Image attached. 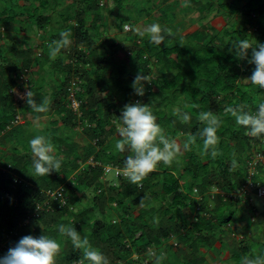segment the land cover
I'll use <instances>...</instances> for the list:
<instances>
[{
	"label": "trees",
	"instance_id": "16d2710c",
	"mask_svg": "<svg viewBox=\"0 0 264 264\" xmlns=\"http://www.w3.org/2000/svg\"><path fill=\"white\" fill-rule=\"evenodd\" d=\"M10 1L0 10V29L9 32L15 29V24H19V29L26 32L27 27L35 24L38 30L44 32L53 20V15L47 13L49 10L55 11L58 15L56 19L58 27L54 28L57 33L51 37V41H47L41 52L35 53L32 48L10 47L7 49L8 55L0 54V130L6 128L0 136V151L6 153L5 159H0V166L9 170L0 171V204L2 203L0 257L24 236L39 237L43 234L60 244L56 264H79L83 258L82 249L75 248L70 239L59 233L58 227L63 224L75 228L82 237H87L91 246L101 251L111 264H155L154 260L141 261L144 258L141 254H144L149 246L155 247L156 250L161 244L173 247L166 241L176 231H183L184 237L185 235L188 237L184 238L186 242L183 241L182 247H176L179 264H207L205 253L207 249L217 248L216 243L219 242L222 247L218 248L222 250L223 241L228 236L224 235L226 234L224 232H220L223 236L217 232L242 218L237 216L242 210L241 206H249L252 216L256 210L249 198L239 197L235 191L245 182L244 164L251 150H254V145L262 144L261 149L257 150L264 151V136L259 138L248 136L243 127L235 124L226 108L245 105V111L254 114L259 102H262L259 95H264V89H258L245 80L252 74L254 65L238 59L233 46L239 41H247L251 45L248 52L250 59L251 50L256 44H264V0H207L205 9L214 16L227 12L226 19L217 33L213 34L216 27H211L210 34H213L211 38L205 33H200L199 39L180 36L178 33L169 32V28L162 25L160 26L161 35L164 36L162 43H151L149 35L141 36L135 33L132 34L133 46L128 50L119 46L115 52L106 55L99 54L98 47L94 48L95 41L90 37L85 22L92 18L93 12H103L102 7L107 0H82L85 2V8L77 9L75 12L73 5L66 15L57 13L55 6L58 5V0ZM75 2L79 3V0ZM216 2L219 8L216 7ZM238 3H243L242 8L238 7ZM177 8L182 11L184 6L178 4ZM168 9L170 13L175 10L172 9L171 2ZM120 11L122 10L118 5L111 11L115 18L119 19L116 21L119 31L123 29L127 20L120 19ZM182 12H185L186 16L189 11ZM234 15L242 16L241 22L244 21L243 18H252L256 21L253 28L254 40H250L248 36L252 32L237 29V23L232 21ZM96 19L100 22L96 29L103 32L106 25L103 15H97ZM24 20L29 22L24 24ZM75 20L77 22L74 26ZM62 31L71 33L69 46L72 50L71 55L62 54L50 59L48 46L60 39ZM119 53L124 56L120 65L115 61ZM40 60L42 67L53 70L58 75L55 81L57 94L54 103L51 105L49 103L46 113L31 111L22 97L16 103L12 94L19 86L36 85L37 80L30 78L29 67ZM99 62L110 65L111 72L108 75H105L103 69L98 66ZM91 67L94 68L91 70ZM137 71H141V74L148 78V82L144 84L145 95L142 97L135 95L131 87ZM153 71L157 75L152 77ZM31 91L35 100L37 96L35 90ZM105 92H112L114 95L118 93L119 97L117 99L114 95L115 99L111 96L100 97ZM71 93L79 102L77 109L71 107L69 98ZM181 98L185 101L182 111L190 115L187 123H182L173 115L174 106ZM45 99L44 97L40 101ZM136 102L150 106L156 120L164 124L163 127L158 125L170 138L180 139L183 143L188 140L194 141L191 150L187 152L182 150L175 160V164L183 168L182 172L173 169L171 164L167 166L160 164L138 185L131 184L126 176H114L113 180L103 178V165L123 168L124 161L130 154L127 151L116 152L113 149V141L119 138L118 122L124 105ZM18 105L24 107L28 113L52 117V122L57 128L63 125L65 129H73L77 124H81L88 138L84 153L76 148V143H61L69 148L65 152L69 156L68 159H61L63 172L59 174L60 169L57 170L56 177L53 178L49 174L52 178L49 180L39 177L36 186L27 180L32 154L11 144L15 138H19L22 126V124L13 126L11 122L17 115L23 119L22 108L20 110ZM64 105L67 106L65 116L58 117V109ZM162 107L164 109L159 110ZM77 110L81 111L79 122L76 120L79 115ZM203 112H211L221 121L217 130L218 142L214 148L207 151L200 138V132L205 127V123L200 120V114ZM54 115L58 118L53 117ZM111 136L112 140L108 141ZM52 138L53 145H59L60 140L56 141L59 138L55 135ZM69 138L70 135L67 139ZM70 153L73 155L70 156ZM90 157L101 165L81 166ZM233 161L236 162L235 168L232 166ZM62 173L65 178L73 175L76 182L74 186H84L94 194L93 199L98 206L95 208L98 210L91 209L94 215L90 230L86 229L90 221L83 219L85 213L75 211L72 196H67L65 205L49 202L44 204V207L37 208L38 204L46 201L45 190L56 188L62 183L64 178L61 176ZM182 174L185 175L184 178ZM12 175L20 177L22 183H14ZM256 179L260 180V177ZM261 182L264 183V177ZM156 184L162 186L163 208L143 207L135 214L133 204L145 202L148 192ZM105 187L109 190V196ZM218 188L224 190L226 194L214 193ZM104 198L113 213L120 216L119 221L106 216L102 207ZM194 201L199 202L197 206L199 214L189 221L178 222L175 213L180 211L189 213ZM156 214L159 215L158 218L153 219ZM161 214L167 216L169 222H166V219L163 221L164 218L160 219ZM146 216L152 219L145 220ZM254 228L250 219L242 225H233L231 229L233 234L241 233L242 239L239 240L240 245L237 249L226 256L225 260L232 262L227 264H242L243 258L251 259L253 264H264V242L262 245L258 242H249L247 236L248 231ZM7 239L9 243L6 246L2 245ZM231 241L235 242L234 239ZM134 253L137 255L135 258ZM166 257L168 259L171 256ZM166 257L164 254V258Z\"/></svg>",
	"mask_w": 264,
	"mask_h": 264
},
{
	"label": "rangeland",
	"instance_id": "374dc122",
	"mask_svg": "<svg viewBox=\"0 0 264 264\" xmlns=\"http://www.w3.org/2000/svg\"><path fill=\"white\" fill-rule=\"evenodd\" d=\"M77 1V0H76ZM108 2L102 7L103 8V12H93L92 13V18L91 19H87L85 22V25L87 26L88 30H89V35L90 37H92V39L95 41V46L94 48L98 47L99 49V54L101 55H106L112 52L116 51V47L122 46L125 50H128V48L130 46H133V36L132 34L135 33H141V32H145L146 28L152 24H158L159 26L162 25H166L169 28V32L171 33H178L180 36H185V37H190V38H194V39H199L200 38V33H205V35H207L209 38L212 37L213 34L217 33V31L219 30L218 28L221 26V24H223L224 20L226 19V14L227 12H222L220 14H215V16L213 15V13H210L208 10L205 9V4L207 2V0H169V1H161V0H107ZM212 1V0H210ZM10 0H0V10L3 9L4 4H8L10 3ZM170 2L172 3V9H175L173 11H171L172 13H174V15H172V13H170L169 11V5ZM18 3V2H16ZM183 5L184 8H182V11H189L188 15L185 16V12L183 13L182 11H179L178 8L176 9L177 5ZM216 7L219 8V4L218 2H216ZM74 5V7H73ZM81 5V7H79ZM120 6L121 10L120 11V19H125L127 18V20H125V24H128L129 30H127V28L123 27V29L121 31L117 30L119 29V27H117L116 25V21L118 22V20L115 18V15L113 13H111L112 9L115 6ZM239 8H242L243 3H238L237 4ZM192 8H189V7ZM57 9V13L59 14H63L66 15L69 11L70 7H73V11H78L77 9H81V8H85V2L82 0H79V3L75 2V0H58V5L55 6ZM198 8V9H197ZM19 10V9H18ZM166 10H168V12L170 14H168V12L166 13ZM52 10L47 11V13H51L53 15V20L51 21L50 25L45 29L44 32L38 30V28L36 27V25H31L29 27H27V31L26 32H22L19 29V24H15V29L11 30L9 32H6V30H2L0 29V54L2 53L4 56L8 55V48L10 47H19V48H32L35 53L41 52L42 49H44L45 44L47 43V41H51L52 40V36H54L57 31L54 28L58 27V24L56 22L57 19V14L55 11L51 12ZM165 12V13H164ZM181 13H183L184 16L181 15ZM103 15V20L106 22L105 25V30L103 32H100L96 29L97 25L100 23L99 20H95V18L97 17V15ZM19 19V18H18ZM19 20H23L22 18ZM136 20V21H135ZM243 22L242 21V16H233V20L234 22L237 23L236 27L237 29H240L242 31H244V29H246L249 32H252L250 34H248V36L250 37V40H254V27H255V20H253L252 18H243ZM25 21V20H24ZM135 21V23H134ZM26 22L29 21H25L24 24H26ZM76 20L73 22V25H76ZM212 26H215L216 29L213 30V34L211 35L210 32L212 31ZM131 33V34H130ZM210 34V35H209ZM148 36V35H146ZM152 42L151 43H156L154 40L150 39ZM207 41V39H206ZM49 51H50V47L48 46ZM86 48V46H85ZM88 48V47H87ZM71 48L67 47V48H63L61 49V52L58 55H71ZM48 56H49V52H48ZM43 58V56L41 57ZM122 58H124V56L122 54H118L117 57H115V61L118 65H120V63H122ZM124 63V62H123ZM98 66L101 67L103 69V72L105 75H108L111 72V68L110 65H106L103 62H99ZM30 69V78L33 80H37L36 81V85L35 86H29L28 85L25 86H19L17 88H15L12 92V94H14L15 97V102L17 103L19 101V98L23 97L25 92L27 90H35V95H37L35 97L36 101H40L41 99H43L44 97L49 101L50 105L54 103V97L57 94V90H56V86H55V81L58 78V75L55 74V72H53V70H48L45 67L41 66V60L38 63H33L30 65L29 67ZM94 67H91V70ZM51 69V68H50ZM138 73L141 74V71H137L135 74L137 75ZM156 76V72L153 71V73L151 74V76ZM152 76V77H153ZM42 85V86H41ZM41 86V87H40ZM114 94L112 92H105L103 93L100 97H104V96H111V98L115 99L114 96H116V99L119 97V94L116 93L114 96ZM259 98L261 99L262 102H264V95L260 94ZM24 100V99H23ZM260 103V102H259ZM185 105V101L184 99H179L177 104L174 106V109L179 107L181 110L183 109V106ZM19 109L21 110L22 108V116L24 119V123L22 124V126H20V136L19 138H15L14 142H11V144H15L19 147H21L20 149L23 151H29L31 153L30 147H29V141L30 139H32L35 135H44L46 136L48 139H50L51 141L53 140V138L51 139V137L53 135L57 136L56 141L60 140V142L58 141L59 145H54L55 148V155L57 157H59L62 160L68 159L69 156H67V154L65 152L68 151L69 148H67V146H63L61 145V143L63 142H68L69 144L72 143H76V148L81 152L84 153L85 151V147L87 145L88 142V138L85 135V133L82 130V125L81 124H77L73 129H65L63 125H60L58 128L54 125L53 118L50 116H38L35 113H28V111H26L24 109V107H20V105H18ZM164 109V107L159 108V110ZM59 110V115L58 117L61 116H65V112L67 110V106L64 105V107H62ZM78 114V118L76 119L78 122L81 121V118H79L81 111L77 110ZM53 117L58 118L56 115H54ZM51 121V123H50ZM157 124H160V126L163 127V123L159 122L158 120H156ZM119 124V122H118ZM161 127V128H162ZM166 128V127H165ZM56 129L58 131H56ZM34 132V133H33ZM163 134L171 139L174 140L178 145L181 146V153H182V145H183V141L180 139H174V138H170V136L167 135L166 131H163ZM68 135H70V138L67 139ZM113 138V136H111L108 141H111ZM119 139V138H115L113 141V147L115 144V141ZM262 144H255L254 145V150L253 151H257V149H261ZM66 147V148H65ZM114 149V148H113ZM72 156L73 154L70 153ZM5 155L6 153H4L3 151H0V159H5ZM10 161V160H8ZM32 162V160H31ZM85 162L81 164V166H85ZM173 166V169L178 170V172H182L183 168L178 165L175 164V161H173V163L171 164ZM193 168L195 166H192ZM238 167H240V165H238ZM243 167V166H241ZM69 169V168H68ZM63 172L60 168V172L59 174ZM27 173V172H26ZM28 175V173H27ZM50 175L53 177H56V172L53 171L50 173ZM64 174L62 173L61 176H63ZM260 175V180L263 181V177H264V169L261 170V172H259ZM60 176V177H61ZM182 178L185 177L184 174H182ZM29 178H27L28 183H31L33 186L37 185V180L40 179L39 177L42 178H46L47 180L52 179L49 177V175H44V176H35L33 175V170L32 167L29 168ZM65 178V176H63ZM71 180L74 182V176L70 175ZM62 179V183H66V191L67 194L69 196H72L73 201H74V209L75 211L79 212V211H83L85 214H83V219L84 221H90L89 224L86 226L87 230L91 229V221L94 215V212L91 211V209L93 210H98L97 208H95L97 205H95V201L93 199L94 194L92 193V190H86L84 186L78 185L77 187L74 186L76 182L74 183H70L71 180H69L68 178ZM106 178L108 180H113L114 179V175L111 172L108 176H106ZM105 178V179H106ZM101 182V181H100ZM102 183V182H101ZM118 183V182H116ZM72 184V185H71ZM106 184V183H105ZM70 185V186H69ZM44 191V189H42ZM105 191L107 196H109V190L108 188L105 187ZM149 194H147V200L145 202H141L137 205L130 203L131 207H134V213L138 214L139 211L143 208V207H162L161 205V201H162V195H163V190H162V186L161 184H156V186H154V188H152V190H150L148 192ZM226 193L224 192L223 195H225ZM105 202H102V207L104 209V211L106 212V216L112 219H117L119 221L120 216L118 214L113 213L109 203L106 202V199L104 198ZM226 201V200H224ZM195 203H192L191 205V210L189 213H185L183 211L180 212H176V219L178 222L182 223L183 220L185 221H189L191 220L193 217H195L197 214H199L198 210H197V206H199V202L198 201H194ZM210 202H212L210 200ZM251 204H253L256 208L255 210V214L254 216L251 215L250 213V207L249 206H241L240 212L237 214L238 218L242 217L240 220L236 221L234 224H231V226L226 225L224 227H222V231L219 230L217 233H219L220 235L223 233L220 232H224L228 236L224 239L223 244H224V249L221 248L222 250H220L218 247H220V243L217 242L216 247L217 248H208L206 253V258H207V264H227V263H232L231 261H226V256L228 255V253H232L234 250L237 249V247L240 245L239 240L242 239V234L241 233H235L233 234V231L231 229H233V225H242L244 223H247L248 219H250V223H252L253 227H255L253 230H249L248 231V239L249 242H258L260 245L263 244L264 242V199L262 198H258L256 196H251ZM212 203H210L211 205ZM243 204V203H241ZM22 206V205H21ZM6 206H4L5 208ZM98 207V206H97ZM1 209H2V203L0 204V214H1ZM160 214V213H159ZM72 216V215H71ZM158 214H156L153 219H157L158 218ZM167 217V216H166ZM165 216H163L161 214L160 219L164 218L163 221L166 219ZM249 217V218H248ZM152 219V217H145V220H149ZM116 220V222H118ZM166 222H169V220L166 219ZM119 223V222H118ZM224 228V229H223ZM138 235V234H137ZM182 235V236H181ZM231 235V237H230ZM172 237L175 238V240L178 243V247H182L183 243L186 242V240L184 239L185 237L188 238L186 235L184 237V232L183 231H176L173 232ZM182 239H181V238ZM181 239V240H180ZM231 239H234L235 242H232ZM174 240V241H175ZM184 241V242H183ZM169 245H174L173 241L169 240L167 242ZM165 244V243H164ZM227 244V245H226ZM159 252H157V255H160L162 253L166 255H170L171 257H169L167 259L164 258V260L161 262V264H179V258H177L176 256V247L177 246H173V247H169L165 244V246H163L162 244L159 245ZM141 251V250H140ZM163 254V255H164ZM147 255V253H146ZM179 255V254H178ZM136 257V256H135ZM146 258H142L141 261L146 260L148 255L145 256ZM182 258V256H180ZM229 259V257H227ZM148 260H154L153 257L149 256ZM167 260V262L165 261ZM111 264V263H109Z\"/></svg>",
	"mask_w": 264,
	"mask_h": 264
},
{
	"label": "clouds",
	"instance_id": "9594fccd",
	"mask_svg": "<svg viewBox=\"0 0 264 264\" xmlns=\"http://www.w3.org/2000/svg\"><path fill=\"white\" fill-rule=\"evenodd\" d=\"M126 26L129 25L125 24L124 27L126 28ZM139 34L141 36L149 35L157 44L164 40L158 24L148 26L145 32ZM70 44L71 33L62 31L60 39L53 42L54 46L50 45L49 58L55 59L61 49L69 47ZM250 48L251 45L247 41H239L233 46L238 59L246 60L248 64L254 65L252 74L245 80L258 89H264V44H256L255 48L251 50L249 59ZM145 82H148L147 76L138 73L131 85L135 95L141 97L145 95ZM33 97V92L27 90L22 99L25 100L31 111L46 113L49 109V101L45 99L37 103ZM245 107V105L228 107L226 112L231 115L237 126L246 130L248 136L254 138L264 136V102L258 104L254 114L245 111ZM173 115L182 123H187L190 120V115L183 112L179 107L173 110ZM200 120L205 123V127L200 132V138L203 141L204 149L207 151L209 148H214L218 142L217 130L221 121L211 112L201 113ZM118 137L119 139L114 144V150L118 153L125 151L130 153L124 161L122 171L123 175L133 185L140 184L158 165L172 164L181 154V146L163 134V129L156 123V117L153 115L150 106L140 102L124 105L119 116ZM193 143L192 140L185 141L182 150L190 151ZM29 147L33 157L31 164L33 175H49L61 168L62 160L55 155L54 145L46 136L35 135L30 139ZM245 162V182L235 191L236 195L247 197L250 201L252 195L264 199V183L256 179V177H260L259 172L264 169V151L251 150ZM232 166L233 168L236 167L235 161H233ZM260 167L263 168L260 169ZM214 193L223 194L224 190L218 188ZM211 196L213 197V195ZM58 231L70 239L75 248L82 249L83 258L79 264H86V262L87 264H109L108 258L101 251L92 247L87 237H82L75 228L61 224ZM169 240L177 243L172 235ZM59 252L60 244L57 240L43 234L39 237L28 235L21 238L14 247L9 248L7 253L0 257V264H56V257ZM157 252H159L158 249L149 246L147 251L141 255L144 258L147 255L148 257L151 256L154 258L155 264H161L164 260V253L157 255ZM135 256L137 257L136 253L133 254L134 258ZM242 264H253V261L249 258H243Z\"/></svg>",
	"mask_w": 264,
	"mask_h": 264
},
{
	"label": "built area",
	"instance_id": "2783aa9c",
	"mask_svg": "<svg viewBox=\"0 0 264 264\" xmlns=\"http://www.w3.org/2000/svg\"><path fill=\"white\" fill-rule=\"evenodd\" d=\"M127 30L129 29V26H126ZM22 77L24 78L25 75L23 74ZM69 98L71 99V107L74 109H77L79 107V102L73 97V93L70 94ZM12 122V125H18L23 123V119L20 115H17ZM8 128V127H7ZM5 129L0 130V135L2 133H4ZM85 164H90L92 167H94L95 165L99 164L97 163L93 157H90ZM101 165V164H99ZM103 167V178L105 179L106 176H108L111 172L113 173V175L115 177H119V176H124L123 175V168H119L118 166H113V165H109V164H105L102 166ZM0 171L2 172H8L9 170L6 168H3L0 166ZM14 176V175H13ZM69 180H71V177L69 178ZM74 180V179H73ZM13 182L14 183H22V179L18 176H14L13 177ZM75 182V181H74ZM72 180L70 181V183H74ZM66 183H62L61 185H59L58 187L51 189L48 188L45 190V194H46V201H44V203H40L37 205V208H41L44 207V204H48L49 202H58L59 205H65L67 202V191H66ZM72 185V184H71ZM70 186V185H69ZM9 240L7 239L5 242L2 243V245L6 246L9 242ZM12 245V243H10ZM175 246H177V243H174Z\"/></svg>",
	"mask_w": 264,
	"mask_h": 264
},
{
	"label": "crops",
	"instance_id": "0c3cea01",
	"mask_svg": "<svg viewBox=\"0 0 264 264\" xmlns=\"http://www.w3.org/2000/svg\"><path fill=\"white\" fill-rule=\"evenodd\" d=\"M217 244V243H216ZM220 247H222V246H220Z\"/></svg>",
	"mask_w": 264,
	"mask_h": 264
}]
</instances>
